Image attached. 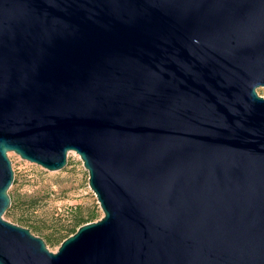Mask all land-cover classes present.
<instances>
[{
	"label": "water",
	"instance_id": "water-1",
	"mask_svg": "<svg viewBox=\"0 0 264 264\" xmlns=\"http://www.w3.org/2000/svg\"><path fill=\"white\" fill-rule=\"evenodd\" d=\"M261 88L264 0H0V264H264ZM71 152L104 216L53 253L9 154Z\"/></svg>",
	"mask_w": 264,
	"mask_h": 264
},
{
	"label": "rangeland",
	"instance_id": "rangeland-1",
	"mask_svg": "<svg viewBox=\"0 0 264 264\" xmlns=\"http://www.w3.org/2000/svg\"><path fill=\"white\" fill-rule=\"evenodd\" d=\"M258 92L264 96V88ZM9 158L15 173L9 195L17 209L6 213L4 219L30 229L51 252H58V236L68 235L67 229L77 217L87 223L103 218L104 212L89 185V172L76 152L69 154L67 166L59 171H49L15 153H10Z\"/></svg>",
	"mask_w": 264,
	"mask_h": 264
},
{
	"label": "trees",
	"instance_id": "trees-1",
	"mask_svg": "<svg viewBox=\"0 0 264 264\" xmlns=\"http://www.w3.org/2000/svg\"><path fill=\"white\" fill-rule=\"evenodd\" d=\"M16 209H17L16 204H13L11 208L7 211V214L14 213ZM84 224H87L86 220L83 217H77L75 219L74 225L71 228L67 229L68 235H63L60 233V235L58 236V240H61L60 244H62L63 241L69 238L71 235L75 234L78 231V229Z\"/></svg>",
	"mask_w": 264,
	"mask_h": 264
}]
</instances>
